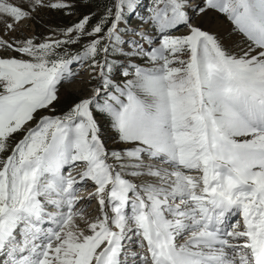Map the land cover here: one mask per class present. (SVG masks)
Segmentation results:
<instances>
[{"label":"snow or ice","instance_id":"obj_1","mask_svg":"<svg viewBox=\"0 0 264 264\" xmlns=\"http://www.w3.org/2000/svg\"><path fill=\"white\" fill-rule=\"evenodd\" d=\"M0 50V264H264V0H0Z\"/></svg>","mask_w":264,"mask_h":264},{"label":"rangeland","instance_id":"obj_2","mask_svg":"<svg viewBox=\"0 0 264 264\" xmlns=\"http://www.w3.org/2000/svg\"><path fill=\"white\" fill-rule=\"evenodd\" d=\"M14 2L23 3V0H14ZM143 3L147 4L148 0H143ZM39 17L42 19L38 18V22L36 23L30 22V21L27 22V29L25 30V33H24L25 35H29L32 33L47 35L48 30L50 28L57 26V25L62 26V25L68 24L71 20L77 19L76 16H72V17L61 16L59 13H56V12H52V13L41 12L39 14ZM21 27L23 28L24 25H21ZM14 35H18V34L14 33ZM0 54H3L2 50H0ZM7 54L15 55V53H7ZM76 81L81 82V86L77 90L71 88V85L76 83ZM63 87H64L65 92L67 93L66 98L70 97V94L73 91H79L81 92V94H86L83 90L85 88L91 87V84L89 83L88 73L86 71H81V74L76 76L72 83L65 84ZM91 191H93L92 187L88 186L87 189H83L79 194L81 196L82 195L86 196L88 192H91ZM95 208H97V204H96V201L93 199L90 203L86 205L85 211L93 215L95 212L92 209H95Z\"/></svg>","mask_w":264,"mask_h":264},{"label":"bare ground","instance_id":"obj_3","mask_svg":"<svg viewBox=\"0 0 264 264\" xmlns=\"http://www.w3.org/2000/svg\"><path fill=\"white\" fill-rule=\"evenodd\" d=\"M80 86H81V82H79V81H76V83H74L73 85H71V88H73V89H79L80 88ZM87 185L85 186V188L84 189H87ZM86 191H88V190H86ZM83 196V195H82ZM83 197H87V195L86 196H83ZM96 209L97 208H95V209H92L95 213L93 214V215H95L96 214Z\"/></svg>","mask_w":264,"mask_h":264}]
</instances>
